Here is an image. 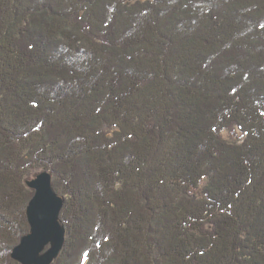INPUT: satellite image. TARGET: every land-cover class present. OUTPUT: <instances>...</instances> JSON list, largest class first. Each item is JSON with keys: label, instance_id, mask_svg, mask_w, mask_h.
Returning a JSON list of instances; mask_svg holds the SVG:
<instances>
[{"label": "trees", "instance_id": "obj_1", "mask_svg": "<svg viewBox=\"0 0 264 264\" xmlns=\"http://www.w3.org/2000/svg\"><path fill=\"white\" fill-rule=\"evenodd\" d=\"M42 170L52 264H264V0H0V264Z\"/></svg>", "mask_w": 264, "mask_h": 264}, {"label": "water", "instance_id": "obj_2", "mask_svg": "<svg viewBox=\"0 0 264 264\" xmlns=\"http://www.w3.org/2000/svg\"><path fill=\"white\" fill-rule=\"evenodd\" d=\"M35 191L27 207L30 231L14 247L21 264H52L63 248L66 228L60 219L65 199L53 186V174L42 170L27 181Z\"/></svg>", "mask_w": 264, "mask_h": 264}, {"label": "rangeland", "instance_id": "obj_3", "mask_svg": "<svg viewBox=\"0 0 264 264\" xmlns=\"http://www.w3.org/2000/svg\"><path fill=\"white\" fill-rule=\"evenodd\" d=\"M225 136L227 139H231V140H238L239 139L238 136H231L230 133H227V132H226Z\"/></svg>", "mask_w": 264, "mask_h": 264}]
</instances>
